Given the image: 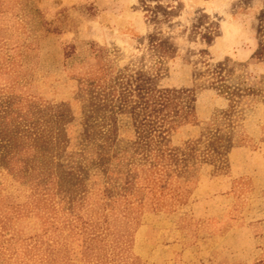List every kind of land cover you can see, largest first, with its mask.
<instances>
[{"label": "rangeland", "instance_id": "1", "mask_svg": "<svg viewBox=\"0 0 264 264\" xmlns=\"http://www.w3.org/2000/svg\"><path fill=\"white\" fill-rule=\"evenodd\" d=\"M136 82L193 95L162 172ZM0 264H264V0H0Z\"/></svg>", "mask_w": 264, "mask_h": 264}, {"label": "trees", "instance_id": "2", "mask_svg": "<svg viewBox=\"0 0 264 264\" xmlns=\"http://www.w3.org/2000/svg\"><path fill=\"white\" fill-rule=\"evenodd\" d=\"M128 92L127 95L115 96V100H112L115 104L109 111L129 116L138 134L143 159L152 170L162 172L168 167L163 161L166 157L174 161V165L177 163L176 153L165 147V140L170 128L191 114L192 92L183 88L147 89L137 82ZM128 183L130 181L126 179Z\"/></svg>", "mask_w": 264, "mask_h": 264}]
</instances>
